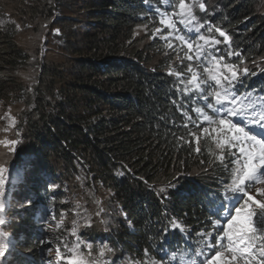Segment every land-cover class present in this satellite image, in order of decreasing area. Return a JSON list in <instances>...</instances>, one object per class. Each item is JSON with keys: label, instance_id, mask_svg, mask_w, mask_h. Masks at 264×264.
Wrapping results in <instances>:
<instances>
[{"label": "trees", "instance_id": "obj_1", "mask_svg": "<svg viewBox=\"0 0 264 264\" xmlns=\"http://www.w3.org/2000/svg\"><path fill=\"white\" fill-rule=\"evenodd\" d=\"M204 4L206 27L225 31L231 42L219 36L221 48L239 52L231 60L249 70L236 88L264 97V0ZM166 11V0H0V104L23 112L22 138L10 139L17 141L15 167L4 172L0 196V230L15 237L10 264L44 263L64 237L44 223L54 227L71 213L63 201L70 197L82 206L103 204L106 235L100 227L84 237L96 243L110 230L114 256L105 264H168L177 246L189 257L197 234L220 218L213 205L231 159L217 161L210 139L202 137L199 153L185 142L189 130L200 133L181 127L177 105L191 113L194 104L168 74L180 63L167 60L157 38L139 36L145 26L160 27L158 12ZM29 32H40L43 43L32 78L22 75L33 58L23 35ZM19 200L25 204L14 210ZM173 222L184 231L172 230Z\"/></svg>", "mask_w": 264, "mask_h": 264}, {"label": "snow or ice", "instance_id": "obj_2", "mask_svg": "<svg viewBox=\"0 0 264 264\" xmlns=\"http://www.w3.org/2000/svg\"><path fill=\"white\" fill-rule=\"evenodd\" d=\"M166 7L171 11L158 12L160 27L153 30L152 38L159 37L168 49L175 51L181 65L187 61L183 71L170 68L168 74L179 81L178 92L188 97L194 105H201L192 108L197 117L195 121L185 110L186 104L177 105L186 121L181 127L189 129L191 124L200 133L189 130L191 139L185 142H194L195 151L199 153L202 137L210 139L218 152L214 154L217 161L223 163L226 157H230L232 164L230 178L225 184V199L217 212L220 218L210 221V231L197 234L202 237L203 246L209 252L207 256L204 252L197 253L201 257L200 264H264V200H258L251 194L252 187L264 184V97L251 92L238 93L236 90L237 82L242 75L247 76L249 70L226 61V56L238 57L239 52L219 54L217 46L222 41L212 34L217 33L228 44L231 38L220 27L210 22L206 27V23L197 20L194 8L206 11L202 0H175V3L166 0ZM202 29H206L208 34L205 35ZM177 139L184 140L183 137ZM16 143L15 140H0V144H6L10 150H14L12 146ZM5 171L0 166V196L4 193ZM255 190L264 197V188L257 187ZM229 193L235 203L226 198ZM27 203L30 206L31 202ZM5 211V203L0 199V226L6 223ZM76 227L73 221L72 236L76 235ZM170 228L184 231L177 222L171 223ZM213 238L215 244L211 242ZM41 243L51 244V241ZM64 247L69 254L65 256L58 246L57 264L60 261L65 264H92L91 244L85 245L86 252L81 249L79 241L71 248L66 243ZM7 248L8 234L0 231V258L5 256ZM144 252L146 256L149 255L147 249ZM104 254L105 248L99 249L98 258ZM167 255L170 257L168 264H196L195 260L186 261L183 254L174 252Z\"/></svg>", "mask_w": 264, "mask_h": 264}, {"label": "rangeland", "instance_id": "obj_3", "mask_svg": "<svg viewBox=\"0 0 264 264\" xmlns=\"http://www.w3.org/2000/svg\"><path fill=\"white\" fill-rule=\"evenodd\" d=\"M203 3L208 4V0H202ZM206 9L208 10V8L206 7ZM194 13L196 14V18L199 22L205 23V18H206V12L205 11H200L198 7L194 8ZM144 31L140 33L139 36H143V37H147L149 36V39L152 41V31H148L145 30V27H143ZM203 32V29H202ZM205 35H207V32H204ZM24 36H26L27 40H26V44L27 47L30 51H32L31 53L33 54V58H32V62H31V66L28 68L27 71L23 72V76L26 78H32L36 75L37 73V67H38V61L40 60L38 58V51H40V48H42V38L40 37V32H32V33H28V34H23ZM212 35L215 36L216 39H220L222 41V39L219 37V35L217 33H213ZM157 39L160 41L161 44V48L160 50L163 51L167 57V60H169L171 57H175L176 60L177 56L175 51L168 49L165 45V43L159 38L157 37ZM25 44V43H23ZM222 44H224V42L222 41ZM219 49V54H224L226 53L225 49L221 48V45L217 46ZM37 51V52H36ZM182 55V54H181ZM52 57V55H51ZM50 57V58H51ZM232 58V57H231ZM231 58H228L227 56L225 57L226 61L229 63H233L238 65L241 69L243 68H247V66L245 65H241V64H237L234 63ZM187 64V61L184 62V65L179 64V66L177 65L176 67H174L177 71H179L180 69H184V66ZM243 76V75H242ZM241 76V78H243ZM21 114V118L23 115V112L21 111L20 107L15 106L14 108L12 107H1L0 104V123H4V129L6 130L5 132H0V139L1 140H10V139H21L22 138V133L23 131L20 130V128L22 127L21 125L17 126V118L18 115ZM14 116V117H12ZM20 117V116H19ZM14 123V126H13ZM21 124V120L19 122ZM21 126V127H20ZM14 150H10L9 147L6 144H1V149H0V166L4 167L6 169V171H10V168H13L15 166L11 165V163L14 161L15 159V154L18 152L17 146L14 145L12 146ZM20 150V149H19ZM21 151V150H20ZM19 151V152H20ZM20 158H21V152H20ZM6 163H9L10 166H3V164L5 165ZM9 177V175H7V178ZM260 187V188H264V184H257L254 187L251 188V194L256 196V199L258 200H264V197H261L260 195H258L256 193V188ZM64 202H68V204L72 207L73 211H70L71 213H63L60 217L59 220H56V224L54 227L50 226V220L46 221L44 224V228L47 229L48 231H52V232H60L64 237L61 239V242L59 244L60 247V251L67 256L68 253V249H66L64 247V244L66 243L68 245V248H71L73 246V244L77 241L80 242V246L81 249L83 251L86 252V248L85 245L87 244H91L92 245V264H105L107 263V261H109L111 258H113L114 253L113 251L110 249V251H108L109 247H108V238H109V233L110 230L106 235V231L107 229L110 227L108 222H106V220L101 217V214H98L99 211H101L102 209L99 208L103 207V204H101V202L99 204H94L92 203L91 206H82L81 203L79 201H75L73 200V198H68L63 200ZM24 202L22 201H18L17 204L14 206V210H18V208L23 207L24 206ZM50 215H48V218ZM73 221L76 222V235L72 236L71 235V230H72V225H73ZM57 225H59V227H57ZM103 228V236H105V238H95L96 243H93L90 241V239L85 238L84 236L92 229V228ZM1 231V230H0ZM102 236V237H103ZM12 238H15L13 234H8V248L6 250V254L3 258H0V264H10V257L12 256ZM101 248H105V254L103 257H99L98 258V253H99V249ZM56 249H54V251L52 252H47L44 257V263L43 264H57L56 261ZM59 264H65L64 261H60Z\"/></svg>", "mask_w": 264, "mask_h": 264}, {"label": "bare ground", "instance_id": "obj_4", "mask_svg": "<svg viewBox=\"0 0 264 264\" xmlns=\"http://www.w3.org/2000/svg\"><path fill=\"white\" fill-rule=\"evenodd\" d=\"M154 9V8H153ZM151 12V11H150ZM136 14V13H135ZM251 76V75H250ZM247 82V81H246ZM254 83V82H253ZM247 84V83H246ZM256 84V83H255ZM264 84V83H263ZM257 85V84H256ZM252 86V85H251ZM258 86V85H257ZM240 87V86H239Z\"/></svg>", "mask_w": 264, "mask_h": 264}]
</instances>
